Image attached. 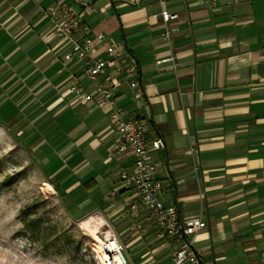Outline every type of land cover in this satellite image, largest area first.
Instances as JSON below:
<instances>
[{"label": "crops", "instance_id": "1", "mask_svg": "<svg viewBox=\"0 0 264 264\" xmlns=\"http://www.w3.org/2000/svg\"><path fill=\"white\" fill-rule=\"evenodd\" d=\"M58 1L0 0V125L43 165V182L94 212L127 264H171L175 242L145 222L132 227L134 196L119 179L132 157L111 155V108L67 91L109 81L122 119L144 120L148 139L164 141L153 154L161 200L206 223L198 264H264V0H62L91 36H105L90 56L107 62L96 80L52 34L47 10ZM161 10L177 18L164 23ZM108 44L120 54L109 57Z\"/></svg>", "mask_w": 264, "mask_h": 264}, {"label": "built area", "instance_id": "2", "mask_svg": "<svg viewBox=\"0 0 264 264\" xmlns=\"http://www.w3.org/2000/svg\"><path fill=\"white\" fill-rule=\"evenodd\" d=\"M216 3L219 0H209ZM242 0H226L227 5H233ZM52 18V34L59 40L72 42L70 50L64 55L65 60H77L86 66V73L91 80L104 74L106 61L101 58L92 59L91 52L95 44H102L105 36H91L89 29L75 18L70 10L64 7L60 0L47 10ZM164 23L176 19L175 14L161 10L158 14ZM80 34L81 39H75ZM170 30L166 29L167 39ZM109 57L120 54V48L114 44L105 46ZM127 73L133 79L130 86H137V69L134 63L127 66ZM71 95L89 104L108 106L111 108L110 121L116 128V141L110 150L111 155H122L126 152L132 157V165L128 170H122L119 179L125 188L130 190L134 199L126 203L127 212L133 217L132 227L136 231H144V222L154 227L158 238L176 243L171 253V264H198L199 257L195 249V237L206 227L200 218L181 219L178 207L173 203H164L161 194L164 181L156 176L157 164L153 154L165 147L161 138L148 139V123L138 118L122 119V109L114 106L112 84L109 81L98 83L93 92H88L79 84H71L67 90ZM111 199L114 192L109 193ZM102 252L101 264H127L123 247L118 238L111 235ZM108 243H111L109 248ZM114 243V244H113Z\"/></svg>", "mask_w": 264, "mask_h": 264}, {"label": "rangeland", "instance_id": "3", "mask_svg": "<svg viewBox=\"0 0 264 264\" xmlns=\"http://www.w3.org/2000/svg\"><path fill=\"white\" fill-rule=\"evenodd\" d=\"M13 137L0 125V264H101L94 212L43 192V165Z\"/></svg>", "mask_w": 264, "mask_h": 264}, {"label": "bare ground", "instance_id": "4", "mask_svg": "<svg viewBox=\"0 0 264 264\" xmlns=\"http://www.w3.org/2000/svg\"><path fill=\"white\" fill-rule=\"evenodd\" d=\"M42 190H43V192H45L46 194H52L53 193V190H52V188H51V186L50 185H48L47 183H43V185H42ZM101 227V225L99 224V225H97L94 229H93V234H94V238H95V240H96V244H97V246L95 247V249H94V251L97 253V255H98V258H99V262L101 261H103L102 260V252H103V248H104V246L107 244V242L105 241V240H110V236L112 235V234H110V232H105L104 234H105V240H103V239H100L98 236H96V233L98 232V229ZM114 244V243H113ZM108 246H109V248H111V243H108ZM106 247V246H105ZM106 249H107V247H106Z\"/></svg>", "mask_w": 264, "mask_h": 264}]
</instances>
